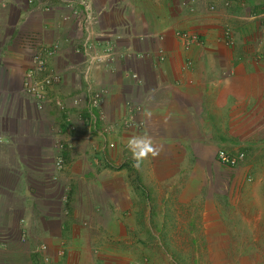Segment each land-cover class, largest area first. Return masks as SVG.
Listing matches in <instances>:
<instances>
[{
    "label": "rangeland",
    "instance_id": "obj_1",
    "mask_svg": "<svg viewBox=\"0 0 264 264\" xmlns=\"http://www.w3.org/2000/svg\"><path fill=\"white\" fill-rule=\"evenodd\" d=\"M245 4L246 0H236L228 7L221 2L219 6L216 4L215 11L220 7L226 13L223 22L218 24L221 25L220 40L223 43L224 30L230 34L231 44L224 43L229 48L236 43L231 9ZM27 8L29 15L22 23L23 29L21 27L17 37L8 42L9 58L18 57L21 52L25 56L27 65L23 79L27 70L35 68L36 58L41 54L44 56L43 47L47 45H60L59 53L48 59V67L60 74L61 60L54 59L62 54L66 60L67 48L74 57L68 60L65 68L59 67L63 74L68 73L64 78L61 74L62 81L67 80L68 84H64V90H58L60 95L54 96L49 91L40 110L26 98L22 88L9 99L8 107L0 93V135L15 132L17 141L39 139L46 155L41 162L37 160L35 150H28L27 145L21 149L28 164L23 171L29 173V183L40 192L35 206L28 203L29 208L25 209L21 195L0 193V208L5 209L0 210V249L8 245V254L0 251V264H44L39 247H50L57 222L55 220L53 225L48 218L60 220L61 233H69L71 237L74 229L71 221L87 227L92 219L97 227L96 222L102 224L113 219L115 206H121L118 214L125 223V235L123 241H118L119 246L127 251L132 247V252L143 257V264H264V130L261 138L252 140L248 147L227 148L222 146V132L209 129L210 123L205 122L206 130L201 133L210 136V142L205 146L195 147L197 142L186 137L168 145L155 140L149 144L152 151L137 166L127 145L133 138L146 141L148 132L144 129L143 119L137 126L123 127L124 109L120 115L111 117L110 112L115 111L116 105L112 110L109 109L111 105L105 109V91L99 108L92 107L89 95L98 88L87 83L93 80L96 71L103 69L94 68L84 74L81 58L70 47V42L80 40L81 35L72 24L58 18L64 12L60 8L54 7L50 11L31 5ZM0 9L6 10L3 6ZM12 16L9 12L3 23H10ZM39 22L62 25V30L58 32L53 27L41 33L36 29ZM100 25L99 19L95 28ZM259 33L260 29L256 28L250 37L252 47L257 48L250 52L253 58L264 55ZM190 34L197 38L191 45L200 42L199 34ZM37 43L44 45L41 51L35 49ZM2 44L3 36L0 48ZM10 69L0 67L1 86L9 84V79L14 77V74L10 75ZM55 98L63 104L62 108L56 105ZM126 100L139 104L126 98L123 106ZM16 108H19L18 114H15ZM11 109L13 115H9L13 118L8 119ZM26 111L33 125L31 122L25 125L28 130L24 131L20 130L21 121H30H23ZM34 127L37 133L31 132ZM198 150L203 153L196 156ZM220 150L243 152L244 159L235 166L226 165L216 157ZM57 158L60 160L56 168ZM7 164H11L10 158L2 156L0 168H6ZM7 180L8 185L13 184L9 178ZM14 185L20 188L19 182ZM89 206H98V211L94 212ZM6 208L10 210L6 211ZM75 211L79 216H75ZM86 211L90 216L81 217ZM128 219L135 228L129 227ZM51 264L57 262L51 258ZM127 264L138 263L133 260Z\"/></svg>",
    "mask_w": 264,
    "mask_h": 264
},
{
    "label": "crops",
    "instance_id": "obj_2",
    "mask_svg": "<svg viewBox=\"0 0 264 264\" xmlns=\"http://www.w3.org/2000/svg\"><path fill=\"white\" fill-rule=\"evenodd\" d=\"M90 1L99 14L100 28L113 30L118 34V49L131 54L125 59L119 57L110 71H96L93 82L87 83L88 86L93 85V88L104 89L105 109L107 105H111L109 109L112 110L116 105L115 111L110 112L111 117L120 115L123 109V114L125 113L122 104L126 98L141 104L143 111L138 118L144 121V129L148 132L146 141L151 145L155 140L165 145L174 144L178 139L186 137L189 141L191 139L192 142H197L195 147H203L210 142V136L201 133L206 130L205 122L210 123L209 129L222 132V146L227 148L248 147L252 140L261 138L260 134L264 130V64L255 62L252 55L250 57V52L257 49L252 47L250 37L256 28L260 29L259 38L264 47V0H246L244 7L235 6L231 9V27L236 43L230 48L220 40L221 25L218 24L223 22L226 13L220 7L215 13L208 10L215 0ZM216 4L219 6V3ZM2 6L6 10L0 9V38L4 37V44L0 48V58L4 60L0 59V67H11L10 75L14 74L9 79V84L0 85L1 99L7 100L8 107L9 99L22 88L23 73L27 65L22 52L18 56L20 58L8 57V42L17 37L21 27L23 29L22 23L29 15V10L26 0H0V8ZM9 12L13 15L11 22L3 23L8 19ZM40 23L36 29L41 33L53 27L58 32L62 30V25ZM176 31L199 34L200 42L193 43L188 50H184L175 35ZM262 46L261 50L264 51ZM160 48L165 52V60L157 63L156 55ZM67 49L66 60L62 58V54L54 59L61 60L58 65L61 74L63 72L59 67L65 68L68 60L74 57L70 49ZM67 74L65 72L63 78ZM132 74H137L139 82L131 78ZM64 84H68L67 80L51 89L50 94L60 95L59 89L64 90ZM67 87L72 89L69 85ZM17 110L19 108L15 109V114H18ZM26 113L22 120L30 121H21L23 125L20 124V130L24 131L28 130L24 128L25 125L30 122L33 125L29 119L30 114ZM9 114L13 115L12 109L8 112V119H12ZM31 132L37 133L38 130L34 127ZM14 134L15 132L0 135V159L6 155L11 163L6 168H0V193L21 195L23 207L28 209V203L36 205L40 192L38 189L34 190L29 183V173L23 171L28 164L21 149L23 145H27L28 150L36 151L37 160L42 162L46 157L44 144L33 137L17 141ZM197 153L196 156L203 151L198 150ZM5 177L13 184L8 185V180L3 179ZM19 177H22L21 181ZM15 179L20 188L14 185ZM89 208H93L94 212L98 211V206ZM119 208L121 206H115L113 219H107L110 223L96 222L97 227L100 224V230L95 227L92 219L87 227L71 221L70 224L74 227L71 237L69 233H61L60 220L56 217L48 218L53 225L57 221L54 225V238H50L51 249H47L50 258L57 264H127V261L133 260L143 264V257L132 252V247L127 251L119 246L118 241H123L125 235V223L118 214ZM9 210L6 208V211ZM86 212L81 217L90 216V212ZM75 216H79L76 211ZM128 220L131 224L129 227L135 228L136 225ZM7 246L0 251L8 254ZM61 250L64 252L62 255L59 254ZM143 256L148 257L146 254Z\"/></svg>",
    "mask_w": 264,
    "mask_h": 264
},
{
    "label": "built area",
    "instance_id": "obj_3",
    "mask_svg": "<svg viewBox=\"0 0 264 264\" xmlns=\"http://www.w3.org/2000/svg\"><path fill=\"white\" fill-rule=\"evenodd\" d=\"M236 0H215V3L209 5L208 10L214 12L216 2H221L224 7L230 6ZM28 6L37 8L42 11H50L52 8H62L64 10L60 15L62 22L72 24L75 31L81 35L80 40L70 42V47L75 55L81 58V65L85 68L84 74H88L94 68H100L105 71L113 69L116 60L120 58L129 57V51H121L118 49L117 39L119 38L113 30L95 28L99 21V14L94 10L93 4L90 0H26ZM176 37L181 41L184 50H188L191 43L196 41V36L185 31H176ZM83 36V37H82ZM230 34L228 30L223 32V40L225 44L229 43ZM44 45L37 43L35 49H39ZM45 52L38 56L35 60V68L27 70L22 82V92L28 100H30L35 107L40 110L45 101L47 93L50 88L55 85L61 84L62 76L56 71L48 67V59L57 55L60 51V45L51 44L43 47ZM255 60L264 62V55L254 56ZM165 60V52L160 48L156 55V62L162 63ZM190 65V62H187ZM131 78L135 82H139L137 74H132ZM104 90L98 88L89 95V101L92 107L99 108L103 97ZM56 105L63 107L59 99L55 98ZM125 113L121 123L123 127L137 126L141 122L139 118L142 113V107L139 104H134L129 100L124 102ZM57 146L61 147V144ZM217 159L229 166H235L242 162L244 154L242 152L230 153L226 150L217 152ZM55 166L59 165L60 158L55 159ZM39 251L43 255L44 264H51L50 255L47 252V247L41 245ZM60 255L64 254L63 250L59 252Z\"/></svg>",
    "mask_w": 264,
    "mask_h": 264
},
{
    "label": "clouds",
    "instance_id": "obj_4",
    "mask_svg": "<svg viewBox=\"0 0 264 264\" xmlns=\"http://www.w3.org/2000/svg\"><path fill=\"white\" fill-rule=\"evenodd\" d=\"M138 119V117H137ZM141 120V118H139ZM127 148L132 152L134 159L136 160L137 166L139 165L140 160L146 156L149 152L152 151V148L149 146L142 138H133L128 142ZM143 148V151L139 149ZM238 153V152H237ZM243 153V152H242ZM243 161V160H242Z\"/></svg>",
    "mask_w": 264,
    "mask_h": 264
}]
</instances>
